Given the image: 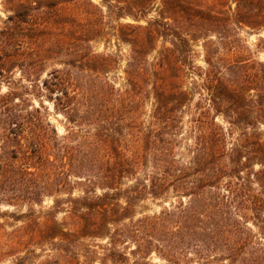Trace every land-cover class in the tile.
Returning a JSON list of instances; mask_svg holds the SVG:
<instances>
[{"label": "trees", "instance_id": "16d2710c", "mask_svg": "<svg viewBox=\"0 0 264 264\" xmlns=\"http://www.w3.org/2000/svg\"><path fill=\"white\" fill-rule=\"evenodd\" d=\"M6 1L13 14L0 29V77L20 67L73 126L59 136L40 107L29 104L23 113L14 92L0 96V200L17 205L51 195L55 182L65 181V158L73 155V221L62 228L54 217L43 228L34 211H0V217L25 216L37 225L10 231L0 222V263L16 256L14 264H24L28 237L41 231L64 241L106 236L114 264H152L147 258L153 251L174 264H264V138L257 130L264 125V61L240 35L245 27H264V0H160L158 18L122 24L120 37L132 47L125 88L107 76L111 56L92 48L104 24V11L93 0ZM102 1L119 17L136 20L156 2ZM209 33L215 39L204 43L200 84L207 105L193 119L195 142L184 161L176 128L192 97L184 82L195 68L191 41ZM159 38L170 45L151 60ZM58 57L60 66L42 78L47 61ZM141 171L144 179L137 177ZM129 177L136 183L123 188ZM79 186L82 194L75 195ZM169 188L181 195L178 204L135 219V205L146 193ZM130 240V250L117 249Z\"/></svg>", "mask_w": 264, "mask_h": 264}, {"label": "rangeland", "instance_id": "374dc122", "mask_svg": "<svg viewBox=\"0 0 264 264\" xmlns=\"http://www.w3.org/2000/svg\"><path fill=\"white\" fill-rule=\"evenodd\" d=\"M98 4L104 11V24L102 25V32L96 36L92 41L91 45L96 53L110 55L111 67L107 76L112 82L116 84L119 88L127 87L126 80V65L127 61L131 55L132 47L129 42L124 41L120 37V26L126 23L137 24H147L148 20H152L159 17L160 10V0H156L155 4L148 10L144 17H140L136 20L131 16L119 17V10L117 8H108L107 4L102 0H93ZM113 3H117L116 0H112ZM12 5L6 0H0V29L4 28L8 23V17L13 14ZM110 9V10H109ZM72 15V26H73V8L72 11H68ZM70 15V16H71ZM240 35L247 45L254 51L255 56L260 60L264 61V27L261 29H249L247 27L240 30ZM215 39L212 33L209 35H203L197 39L191 41L192 43V59L195 66L193 72H189L185 79V87L191 92V100L187 102L181 112L179 113L180 121L177 122L178 127L176 128L178 143L176 145L177 154H180V158L187 161L190 156H192V151L190 148L195 142V134L192 131L193 119L199 117L202 108L207 105L206 101V91L201 88V83L204 79V71L206 70L205 62V48L204 43L207 40ZM170 42L168 38H159L156 44V49L151 52L149 58L151 60L155 59L158 52L164 47L169 46ZM60 57L49 59L46 63V71L43 73L42 78L47 75L53 66H60ZM11 71L5 72L4 77H0V96L7 95L14 92L16 95L15 104H18L19 109L25 113L29 108V104H34L36 107H40L43 114L49 120L53 127L57 130L59 136H64L68 133L73 124H70L67 120L65 114L55 109V104L53 101L49 100L46 96L47 91L41 90V84L39 86H34L30 80H28L27 75L20 69V67H12ZM34 77H30L33 79ZM38 84V83H37ZM33 85V86H32ZM13 94V95H14ZM4 100L3 103H7ZM43 102V106L42 103ZM154 100L152 97L146 101V109L143 114L144 120L148 123L152 118V108ZM11 105V103H7ZM4 105V109L8 106ZM6 106V107H5ZM217 121L228 126L227 122L222 116H217ZM257 130L261 132L264 138V125H258ZM241 132L240 129L236 131L235 137ZM0 134H3V129H0ZM234 137V138H235ZM70 145L73 146V139H71ZM231 142L234 139H230ZM54 157L51 156L50 160ZM66 172L64 179L65 181L61 184L55 182L54 187L51 188V195H45L41 197V201H21L17 205H11L6 201L0 200V211L1 212H14L15 214L27 213L34 211L39 220L43 223V228L52 224V218L55 217L57 224L66 228L70 226L73 221L68 211L71 210L73 203L71 198L73 196V155L65 158ZM260 166L257 164L255 169ZM50 168V165L49 167ZM137 177L140 179L145 178V174L141 171ZM136 183V177H129L123 180V188L134 185ZM58 188H61L58 190ZM82 187L79 186L75 189V195L82 194ZM101 192V190H99ZM181 195L174 192L172 188H169L166 192L160 195H153L151 193H146L144 198L139 200L135 205V219L153 215L155 213H160L166 208H171L173 205L178 204L181 200ZM59 201L58 206H56V201ZM18 217H12L9 215H3L0 217V222L5 223L8 230H13L20 225H25L28 231H32L36 228L35 222L29 217H22L21 219H15ZM31 218V217H30ZM128 222V221H126ZM254 227L257 234L260 233V229L256 227L252 222L250 223ZM113 228V227H112ZM35 237H28V242L26 243L28 248L23 249L21 255L28 254L24 264H76L78 260L84 264H114L112 260L108 257L107 248L109 245V238L103 237H90L82 236L79 240L64 241L60 237H54L52 234L37 232ZM3 242H9L8 237L1 239ZM129 240V239H126ZM121 241L117 244L118 250H130L128 247H133V241L129 243H124ZM193 257V256H192ZM134 257H132L133 259ZM152 264H174L168 262L166 259L161 257L160 254L153 251L152 254L147 258ZM16 261V256L8 257L6 260L0 264H14ZM187 262H180V264H186Z\"/></svg>", "mask_w": 264, "mask_h": 264}]
</instances>
